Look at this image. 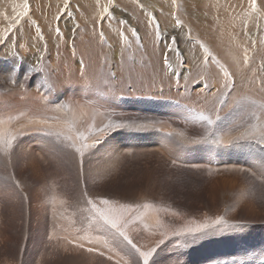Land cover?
<instances>
[{"label":"rangeland","instance_id":"374dc122","mask_svg":"<svg viewBox=\"0 0 264 264\" xmlns=\"http://www.w3.org/2000/svg\"><path fill=\"white\" fill-rule=\"evenodd\" d=\"M101 1L96 0L95 3L99 10L107 7L106 5L110 2ZM198 1L175 0L173 3V0H147L149 6H153L161 13L168 14L172 10L178 12L175 19L161 21L155 9L150 12L143 1L121 0L118 2L117 0L121 4L120 7L127 13L135 4L141 11H145V15L150 12L155 17V22L159 23L160 35L156 34L154 40L158 41L157 44L162 51H169L168 45L172 44L174 54L193 53L199 44L198 40H208L210 45L214 44L209 28L214 25L212 19H216V15L209 11L208 0ZM258 1L256 0L253 6L251 0H240V3L235 6V8L238 5L249 8H244L249 13H244V16H239L237 19L240 25L239 43H246L247 40L252 42L250 34L254 26L258 32L259 41L252 42V46L250 45L251 51L255 50L252 53L260 52L261 47L258 46L264 45V13L258 8ZM74 2L75 0H28L29 15L23 17L18 13L24 10V0H0V90L10 91L18 86L21 89L27 85L32 91L38 90L47 96H54L55 89L50 88L55 81L49 74L53 67L51 60L42 71L37 70L35 74L23 76L21 60L18 64H12L9 58L15 56L22 59L18 56L22 54L17 47L20 43L24 47H32L41 44L39 40L45 43L52 41L57 28H60L58 26L60 16L69 6L75 4ZM93 3L90 2V5ZM262 8L264 10L263 6ZM102 12L100 13L103 15ZM245 14H251L253 23H248V16ZM102 15L99 19L104 21L107 14ZM90 19L91 17L87 16L85 22L88 23ZM176 19L182 21V27H176ZM16 20L20 23L16 24ZM155 22L152 20L153 25ZM9 25H15V27L9 29ZM125 26L130 30L135 29V35L140 37L136 24L132 26L127 23ZM117 28L122 29V26L118 25ZM165 33L166 35L162 36ZM173 36L177 38L174 44L171 40ZM258 42L261 44L258 45ZM255 45H258V49ZM146 56L155 59L150 51L146 53ZM242 57L244 58V55ZM185 61L184 59L181 63L182 67L188 66ZM210 64L214 70V64ZM13 68L14 77L7 73L8 70L12 72ZM183 72L181 70L173 73L165 80L160 79L162 74H156L147 87L153 94L151 97H141L140 102L136 104L138 108L132 106L137 101L136 97L129 98L122 94L120 96L118 93L114 97V100H118L120 104H117L120 106H117L118 110H104V116L107 118L102 120L97 118L99 121L96 118H80V120L73 117L67 107L60 111L64 116L68 115L65 120L63 115L59 118H30L32 122L29 118L11 120L18 125L17 127L13 122L7 121V118H0V128H2L0 138L7 137L0 139V264H114L113 261L116 260H119L120 264H126L124 262L133 264L129 255L114 246L110 234L100 226L102 221L92 219L93 213L86 203L85 192L94 200L109 199L112 202L110 207L127 216L129 218L127 231L133 241L144 250L154 246L155 241L162 238L161 232L168 228L169 230L178 229L192 219L202 222L205 217L215 218L216 215H223L226 219L242 220L248 223L249 231L243 234L222 233L194 246L180 247L177 244L178 238L169 237L154 254L155 264H231L233 260H238L240 257L227 254L229 259L227 261L224 253L230 249L238 254L244 250L259 253L261 249H264V178L260 179L259 173L255 170L264 153L261 152L259 145L255 148L237 149L228 143L244 131H254L259 135L261 131H264V120L246 119L249 115L247 113L245 118L243 116L232 118L242 112L243 104L240 107L231 108L229 100L222 98L217 87L205 89L204 85L202 87V84L194 83L185 91L182 87L173 86L170 82L177 81ZM121 80L119 78L118 82L120 83ZM162 81H169V84ZM164 90L170 93L168 98L159 99L158 93ZM196 90H202L203 94L198 93L193 97V91ZM172 92H177L178 96H173ZM45 94L42 96L45 97ZM221 99L225 100L223 105L219 104ZM62 102L60 100L56 103L62 104ZM84 103L85 108L90 110L92 107V111H97L93 106H88L90 104ZM158 106L169 107L170 116L165 117L166 115L161 113L162 109H156ZM214 106L220 108L219 113L213 111ZM178 109L185 114L189 111V116L182 120L183 117L176 112ZM256 111L255 114L259 112V107ZM201 112L213 120H216V116L219 115L220 119L209 126L206 121L193 118ZM69 117L72 118L69 119ZM23 119H28L29 123H27L30 125L26 126V121ZM33 119L36 122L42 121L37 122L41 128L36 126ZM49 119L51 123L48 122V125ZM89 120L97 126L106 121L105 124L109 121L113 123L135 121L136 124L149 126L116 129L107 135L100 133L98 135H101L104 142L92 150L85 149V154L81 158L73 149L67 148L66 145L69 142L64 139V136H70L71 133L73 135L76 132L74 128L79 126L77 130L87 129V132H84L88 134V127L85 125L91 124ZM23 121L24 124H22ZM7 122L9 125H6ZM80 122L84 123L82 125L84 128L81 130ZM52 123L56 126L54 124L51 126ZM58 124L69 126L65 125L67 127L65 129ZM234 125L236 127H233ZM12 127L14 129L16 127V133L13 132ZM60 130L63 137L57 138L55 133H61ZM144 130L146 135H142ZM94 133V131L89 133L91 135H88L90 136L88 140L92 141L91 136L97 135ZM169 133L171 135H168ZM13 137L15 138L13 148L6 153L3 141ZM91 141L87 142L91 144ZM215 141L221 143H215ZM39 145L42 147V152L38 148ZM76 160H83V163ZM15 181L19 182V187ZM122 205H131V208L121 207ZM146 211L149 212L147 213L149 216H146ZM173 213H178L179 216H174ZM66 217L69 219L66 220ZM158 219L163 222L164 227L157 225ZM167 222H169L168 225ZM68 234L73 237L70 238ZM78 235H82L83 241ZM74 240L75 243H69ZM82 242H84V251L77 247ZM88 248H95L97 252H88ZM101 250L105 253L104 256L99 255ZM108 255L114 256L113 261L107 260ZM120 256L125 257L126 261H122ZM253 264H264V260L257 258Z\"/></svg>","mask_w":264,"mask_h":264},{"label":"bare ground","instance_id":"6f19581e","mask_svg":"<svg viewBox=\"0 0 264 264\" xmlns=\"http://www.w3.org/2000/svg\"><path fill=\"white\" fill-rule=\"evenodd\" d=\"M100 1L101 0H99V2ZM120 1L121 0H118V2ZM139 1H143L144 4L148 6L150 12L154 11L155 8L153 6H149L147 4V0H139ZM90 2H94L93 5L92 4L90 5ZM118 2L117 0H112L111 2H109V4L107 5L105 4L107 7H109L111 16L114 18H110L107 15L104 21H101L100 16L102 14L100 12L103 11L104 7L100 8L99 10L97 8L98 6L95 4L96 0H75L74 2L75 4L69 6L68 9H66L63 12V14L60 16L59 23H58V26L60 27L59 33H57L56 31L55 36L52 41H50L49 43H45L39 40L41 44L34 45L32 47H29V46L24 47L23 44L20 43L17 47L22 54H18V56H20L22 59H19L15 56H11L9 58V61L12 64H18V61L21 60L20 65H21L22 75L30 76L31 74L37 73V70L42 71V69H44V67L48 64L49 60H51L53 67L52 69H50L49 74L57 82V86L55 87V94L54 96L52 95L47 96L45 93H43L46 95L45 97H43L42 92L40 93L38 92V90L32 91L27 85H25L22 88L20 86L21 89H19V86H18V87L12 88V90L10 91L0 90L2 92L0 93V118H8L9 116H13L16 118H29V120L30 118H35V119L36 118H57V117L59 118V116L61 117L63 114L60 112L61 110L60 111L55 110L54 104L62 100L64 102V105H66V107L68 108V111L71 113L73 117H76L78 119L96 118V120L97 118H101L102 120V118H107V116L106 117L104 116L105 115L104 110H118L117 106H119L120 104L117 102L118 100L117 101H115L116 99L114 100L115 95H117L118 93L119 95L122 94L125 97H129V98L136 97L137 101L132 106L134 108H138L136 104L140 102L141 97H151V95L153 94L151 90L147 89V87H148V83H150L151 79L156 74H159V73L162 74L160 79L165 80L169 78L171 74L177 73L183 70L184 72L177 79V81L170 82L173 86L182 87L185 91L190 89L194 83H200L202 84V87L204 85L205 89L206 88L209 89L211 87H217L218 90L221 92L222 98L229 100L228 103H230L231 108H235L237 106L240 107V105L243 104L242 112L238 113V115L232 118H242V116L243 118H245L246 117L245 114L247 113V115L248 114L249 115L246 119L250 118L252 120V118H259L261 120H264V45L258 42L257 44L258 45L261 44V46L255 45V47L257 49L258 47H261V49L259 48L260 52L252 53V51L254 52L255 50L253 49L251 51L250 45L252 44V42L259 41L258 32L255 26L251 29L253 32L250 34L251 35L250 39L252 42H249V40H247L248 42L246 43H239L240 25L237 19L239 18V16H244V13H249L248 11H246V9H249V8L244 7L246 8L244 9L243 6H240V5H238L235 8V6L238 3H240V0H208L207 6H208L209 11H211L212 13H215L216 15V19L215 18L212 19V24L214 23V25L209 28V32L211 36H213L214 44L210 45L208 40H198L199 44L197 45V47L194 46L195 49L193 50V53L182 54L180 52V54L177 53L178 55L172 53V50L162 51L161 47H159V45L157 44L158 41L154 40L155 39L154 37L156 36V30H155V25H153L152 20H151L153 15L151 14V18L149 16L150 12L147 13V15H145L144 13L145 11L144 12L141 11L139 7L137 6V4H135L130 10H128V13H129L128 14L123 8L120 7L121 4ZM200 2H203V1H200ZM146 5H145V8L147 9ZM257 6L264 13V10L262 8V6L264 7V0H259L257 3ZM155 11H156L157 17H159L161 21H166L168 19H175L174 17L178 16V12L176 10H172L168 14L161 13L157 11L156 9ZM68 13H71V16H69ZM173 14L175 16H173ZM245 15L248 16L247 18L248 23H253V17L251 16V14L250 15L245 14ZM87 16L91 17L88 23L85 22V18ZM120 20H126L127 23H130V25L132 26L136 24L139 28L138 31H139L140 37L133 35L130 28H128L127 26L121 25L119 22ZM208 21L211 22L210 20ZM118 25L122 26V29H118L117 28ZM101 32L103 33V36H104L103 40H101L100 38ZM165 35L166 33L163 34L162 36H165ZM205 48H207L208 50L207 53L204 51ZM149 51L154 55L155 59H151L146 56V53H148ZM245 52L248 53L247 62H245L244 58L242 57V55H245ZM206 56L207 57L210 56V60L208 59L206 60L205 59ZM184 59L186 60L185 62H187L190 68H187L188 66L182 67L181 63L184 61ZM165 60H167V63H165ZM81 62H83V67H81ZM210 63L214 64L215 66L214 70L212 69V65ZM225 69H227V71L231 74L230 77L224 76ZM7 73L8 75H12L11 74L12 72H10V70H8ZM113 73H115V77H113L112 75ZM14 76L15 75H12V77ZM119 78L122 79L120 83L118 82ZM105 81H107V84L105 83ZM229 81H233L234 86H231L229 88H224L223 85ZM163 82H165L166 84H169L168 83L169 81H162V83ZM89 85H91V87H89ZM8 88L9 87H7V89ZM198 93L203 94V91L202 90L193 91V97ZM228 93L229 95H227ZM169 94L170 93L167 90L161 91L160 93H158V98L167 99ZM171 94L175 96L178 93L172 92ZM174 99H177V98H174ZM83 102L90 104L88 106H93L94 109H97V111H92L91 110L92 107L90 108V110L85 108L83 106ZM257 107H259V112L256 113L257 115L255 114V116H253L252 114L255 113ZM156 109H159V110L162 109L161 113L163 115H166L165 117L170 116L169 113L171 112H170L169 107L162 108L161 106H158L156 107ZM150 111H152L151 107H150ZM176 112L179 116L183 117L182 120H184V118H186V116L189 114V111H188V114H185V113H182V111H179V109ZM21 113H23V115H21ZM174 113H175V110H174ZM110 115H112V113H110ZM66 116L68 117V115ZM66 116H64L65 117L64 120L66 119ZM70 118L72 117H69V119ZM27 120L26 119L24 120L26 121V126L29 123L28 122L29 120L28 121ZM2 121H6V119ZM24 121L22 122V124H24ZM11 122L14 123V121H11ZM34 122L36 121L34 120ZM37 122H40V120ZM48 122L49 124L51 123L50 119L49 121H47V124ZM60 122L64 123L63 121H60ZM72 122L74 121L72 120ZM92 122L93 121H91V124H93ZM80 123H81V128H80L81 130L82 128H84V126L82 127V125L85 122L84 123L80 122ZM7 124L8 122L6 123V125ZM53 124L54 123H52L51 126ZM14 125H16V123H14ZM65 125L64 126L59 125V126L65 127ZM3 126L6 128L5 124ZM16 126L18 127V125ZM36 126H39V125L37 124ZM54 126H56V124H54ZM66 126H69V125H66ZM85 126L88 127L87 124ZM58 128L59 127H57V130L59 131ZM77 128L75 127L74 129H76L77 131ZM15 129L13 130L14 133H16ZM65 129H67V127H65ZM179 129H180V126H179ZM168 130L169 129H167V131ZM68 131H70V129ZM81 131L87 132V129L85 130L82 129ZM60 132L62 133L61 130ZM233 132H235V130ZM87 135H91V134L88 133ZM5 137L6 136H4V138ZM93 137L94 136H91L92 139ZM1 138L4 139L3 137ZM31 138H33V136H31ZM89 139H90V136H89ZM61 140H63V138ZM89 141L91 140H88V142ZM39 146L38 148L41 149V152H42V147L41 146L39 147ZM124 148L123 150H125ZM72 152L74 153L73 150ZM113 153H115V151H113ZM73 158L75 159L74 156ZM76 161L81 162L79 160H76ZM147 213L149 214V212L146 211L145 213L146 216H149L147 215ZM153 214L154 213L152 212V215ZM66 218H67L66 220L69 219L68 217ZM51 219H52V216H51ZM58 220L60 221V219ZM168 223L169 222H167V225ZM146 226L148 229H150L147 224ZM171 226H174V225H171ZM168 227L169 226H167V228ZM88 229L89 228H87V230ZM62 230L64 229L62 228ZM72 231H74V229ZM75 232L76 231H74V233ZM72 237L73 236H70V238ZM119 252L120 251L118 250L117 253L119 254ZM107 253L110 254L111 252H107ZM119 258L122 261L124 260L126 261V258L123 256H120ZM128 263L129 262H127V264Z\"/></svg>","mask_w":264,"mask_h":264},{"label":"snow or ice","instance_id":"6c2138e0","mask_svg":"<svg viewBox=\"0 0 264 264\" xmlns=\"http://www.w3.org/2000/svg\"><path fill=\"white\" fill-rule=\"evenodd\" d=\"M111 2V0H110ZM173 3H175V0H173ZM251 3L253 6L256 4V0H251ZM143 7V5H141ZM103 14H107L110 18H114L111 16L110 10L108 7L103 8ZM18 15L27 17L29 15V4L28 0H24V10L21 13H18ZM69 16H71V13H68ZM149 16H151V13H149ZM152 20L155 22V17L152 16ZM121 25H126V20H120L119 21ZM20 21L16 20V24H19ZM15 25H9V29L14 28ZM176 27H182V21L180 19H176ZM155 30L156 34L160 35L159 31V23L155 22ZM57 33H59V28H57ZM133 35L136 34V30H131ZM101 40L104 39L103 33H100ZM41 39L43 37L41 36ZM176 37H171L172 43L174 44L176 42ZM15 46V45H13ZM169 50H172V44L168 45ZM204 51L207 53V48L204 49ZM205 59L207 60L208 57L206 56ZM245 62L248 61V55L245 52L244 55ZM165 63H167V60H165ZM81 67H83V62H81ZM15 70L13 68L12 75H14ZM113 77H115V73L112 74ZM230 73L227 71V69L224 70V76L230 77ZM107 84V81H105ZM57 86V82H53V84L50 86L52 90L55 89ZM231 86H234L233 81L226 82L223 87L229 88ZM91 87V85H89ZM225 103V100L221 99L219 101L220 105H223ZM66 105L56 103L55 110L60 111L62 110ZM213 111L216 113H219L220 108L217 106H214ZM23 115V113H21ZM255 116V113L252 114ZM193 118L199 119L201 121H206L207 125L211 126L216 121L220 119L219 115L216 116V120H213L210 116L204 115L202 112L198 115L194 116ZM8 121H11L13 119H16V117L9 116ZM149 125L147 124H136L135 121H126L124 123H113L109 122L108 124H101L100 126L95 125V123L88 125V132H95L97 134L99 133H105L107 135L108 133L113 132L116 129H123V128H142L147 127ZM233 127H236L235 125ZM50 135L52 133H49ZM55 135L59 138L63 133H55ZM168 135H171L169 133ZM88 135L84 131L77 130L74 135L70 136H64V139L67 140L69 143L67 144L68 148L73 149L76 153L79 154L81 158H83L85 152V149L88 148H95L101 145L104 141L99 135H96L92 139V143H87L88 141ZM15 138H10L7 141L4 142V151L10 152L13 148V140ZM215 143H221L220 141H215ZM229 145L237 148V149H246L249 147L255 148L257 145L260 146V150L262 153H264V131H261L259 135H257L254 132L250 131H244L239 136L234 137L233 140L228 142ZM81 163H83V160H81ZM175 163V161H173ZM261 166V173L262 176H264V155L261 156V159L259 161ZM16 185L19 187V182L15 181ZM84 196L86 198L87 205L90 206V210L93 213L92 219L97 221H102V224L100 225L102 228H105V230L110 234L111 239L114 243V246L119 248L121 251H124L127 255H129L132 258L133 264H155L154 260V254L157 252V249L160 245L164 244L165 241L169 237H176L177 244L180 247H188V246H194L200 242L210 240L213 237L217 236L218 234L222 233H231V234H243L248 229V223L242 220H231L226 219L223 215H216L215 218L211 217H205L204 220L201 222L196 219H192L188 222H186L182 227L175 229V230H166L164 232L160 233L161 239H157L155 241L154 246L147 248V250H144L142 246L135 243L133 241V238L129 235L127 231V225L129 222V218L115 210V208L110 207L111 201L107 198H100L99 200H94L87 196V193H84ZM121 207H127L131 208V205L128 206H121ZM145 207H148V205H145ZM174 216H179L178 213H173ZM157 225L160 227H164V224L162 221L157 220ZM69 243H75V241H69ZM77 247L84 248V244H78ZM88 252H97V249L95 248H88ZM100 256H104V252H99ZM262 259L264 260V249H261L259 253L255 251H246L244 255H242L238 260H233L231 264H253V261L255 259ZM107 260L113 261V256L108 255ZM114 264H120L119 260L114 261ZM127 264V262H126Z\"/></svg>","mask_w":264,"mask_h":264}]
</instances>
